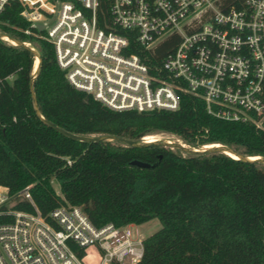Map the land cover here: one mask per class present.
I'll return each instance as SVG.
<instances>
[{
  "label": "trees",
  "instance_id": "obj_1",
  "mask_svg": "<svg viewBox=\"0 0 264 264\" xmlns=\"http://www.w3.org/2000/svg\"><path fill=\"white\" fill-rule=\"evenodd\" d=\"M21 9L17 0L5 4L0 32L31 42L41 54L34 91L40 113L55 125L135 140L173 134L193 145L224 143L244 155L264 156L263 129L215 117L190 93L178 92L174 110L139 111L113 109L75 88L58 66L53 44L42 37L43 30L30 27ZM129 37L128 52L144 54ZM178 42L172 35L156 44L155 55L147 59L152 72ZM33 64L28 49L0 39V186L10 195L29 185L42 215L61 204L78 205L95 226L158 220L159 228L142 241L139 264H264L263 164L222 152L182 154L157 145L70 138L35 114L29 90ZM133 159L155 165L140 167L130 163ZM13 208L33 211L24 199H16Z\"/></svg>",
  "mask_w": 264,
  "mask_h": 264
},
{
  "label": "built area",
  "instance_id": "obj_2",
  "mask_svg": "<svg viewBox=\"0 0 264 264\" xmlns=\"http://www.w3.org/2000/svg\"><path fill=\"white\" fill-rule=\"evenodd\" d=\"M9 1L0 0V12ZM17 1L30 27L43 26L69 83L105 105L174 110L182 91L201 98L215 117L264 130V0ZM120 30L146 52L129 53L130 37ZM172 35L177 46L152 72L147 59ZM16 199L33 211L13 208ZM1 216L11 219L0 221V264H139L142 258L144 237L135 224L95 226L69 204L42 215L29 185L14 195L0 186Z\"/></svg>",
  "mask_w": 264,
  "mask_h": 264
},
{
  "label": "water",
  "instance_id": "obj_3",
  "mask_svg": "<svg viewBox=\"0 0 264 264\" xmlns=\"http://www.w3.org/2000/svg\"><path fill=\"white\" fill-rule=\"evenodd\" d=\"M37 28L41 30L43 26L41 24H37ZM0 39L7 41L9 43H10V40H13L14 43H11V44L18 45V46L28 49L33 54L34 59L38 60L36 65L35 63L33 64V71L30 76V81H29V90H30L33 110L35 114L42 121L54 127L57 131H59L60 133L70 138H73L79 141H84V142L116 141L123 145L133 146V147L146 146V145H157V146L168 147L171 149L175 148L185 153H189L193 155L207 154V153H213V152H222V153H225L231 156L230 153H233L236 155L237 159H242V160L251 161V162H258L264 165V156L256 155L255 157V156L244 155L238 152L237 150H235L233 147L227 144H224V143H218V145H215V146L205 147L203 145H193V144H190L180 139H170L169 140V139H159L158 138L153 141H144L142 138L140 140H135V139H131V138H127V137H123L119 135H114V134H79V133L70 132L62 127H59L55 125L52 121L46 119L40 113V110L37 104V99H36V95L34 91V81H35V78L38 76L39 70H40L41 54L39 53L38 49L34 45L30 44L29 42L21 41L15 38L14 36H11L5 32H0ZM160 156L161 155H158V158H160ZM130 163L133 165L140 166V167H152L155 165V163L151 164L149 162L142 161L139 159H133L130 161Z\"/></svg>",
  "mask_w": 264,
  "mask_h": 264
},
{
  "label": "rangeland",
  "instance_id": "obj_4",
  "mask_svg": "<svg viewBox=\"0 0 264 264\" xmlns=\"http://www.w3.org/2000/svg\"><path fill=\"white\" fill-rule=\"evenodd\" d=\"M8 79L11 80L12 77H9ZM157 135L168 137V138H171V139L183 140V139H181V138H179V137H177L176 135H173V134L164 133V134H157ZM173 150L179 151L180 153L185 154V152L180 151L178 149L173 148ZM52 185H53V188L55 189V191L57 193H59V184H58V182H56L55 180H52ZM159 226H160V223L158 222V220H150V221H147V222H144V223L135 224L131 228L132 229H134L135 227L138 228L141 231V233H142V237H145L148 234H150V233L154 232L155 230H157L159 228Z\"/></svg>",
  "mask_w": 264,
  "mask_h": 264
},
{
  "label": "bare ground",
  "instance_id": "obj_5",
  "mask_svg": "<svg viewBox=\"0 0 264 264\" xmlns=\"http://www.w3.org/2000/svg\"><path fill=\"white\" fill-rule=\"evenodd\" d=\"M10 43H14V41L13 40H10ZM37 59H35V65L37 64ZM171 139V138H168V137H164V136H160V135H157V134H147V135H145V136H143L142 137V139L144 140V141H153V140H155V139ZM215 145H218V143H210V144H204L203 146H205V147H208V146H215ZM230 155L233 157V158H236V155L235 154H233V153H230ZM256 157V156H255Z\"/></svg>",
  "mask_w": 264,
  "mask_h": 264
}]
</instances>
